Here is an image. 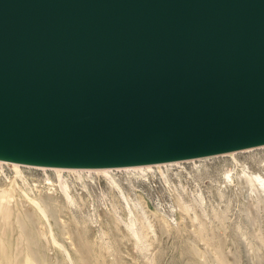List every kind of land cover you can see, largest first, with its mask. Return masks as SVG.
Here are the masks:
<instances>
[{
    "label": "water",
    "instance_id": "water-1",
    "mask_svg": "<svg viewBox=\"0 0 264 264\" xmlns=\"http://www.w3.org/2000/svg\"><path fill=\"white\" fill-rule=\"evenodd\" d=\"M264 145V0H0V160L102 169Z\"/></svg>",
    "mask_w": 264,
    "mask_h": 264
},
{
    "label": "rangeland",
    "instance_id": "rangeland-1",
    "mask_svg": "<svg viewBox=\"0 0 264 264\" xmlns=\"http://www.w3.org/2000/svg\"><path fill=\"white\" fill-rule=\"evenodd\" d=\"M227 153L108 175L0 163V264H264V145Z\"/></svg>",
    "mask_w": 264,
    "mask_h": 264
},
{
    "label": "bare ground",
    "instance_id": "bare-ground-1",
    "mask_svg": "<svg viewBox=\"0 0 264 264\" xmlns=\"http://www.w3.org/2000/svg\"><path fill=\"white\" fill-rule=\"evenodd\" d=\"M263 146V145H262ZM247 150H250V148H246L244 150H241V151H247ZM234 152V151H233ZM233 152H229V153H233ZM236 152V151H235ZM227 153V154H229ZM225 154V153H224ZM190 160H195V159H190ZM184 161H189V160H184ZM184 161H175V162H168V163H158V164H149V165H141V166H131V167H120V168H102V169H74V168H57V167H45V166H33V165H24V164H18V163H13V162H6V161H1L0 160V163H3V164H8V165H13V166H16L15 170H20L19 166H27V167H33V168H38V169H52V170H55L56 172V175L60 176L62 173V170H100L103 172V174L105 175H108V170H112V169H126V170H149L151 167H154V166H159V165H165V164H173V163H177V162H184ZM150 171V170H149ZM0 196H4L3 193L0 192ZM6 197L8 198H11V196L8 194ZM7 203L3 204L0 202V212H3L2 210H5V209H10L8 207V204L6 205ZM36 205H39L38 203H35ZM40 211H42V213H44V209L42 207H39ZM45 215V214H44ZM10 215L7 216V213L6 212H3L2 215H1V218H7L9 217ZM6 222V221H5ZM20 220L19 219H16V223L19 224ZM2 223V222H1ZM15 223V222H14ZM18 227L20 229H22V234L25 235L26 237V232H25V229L23 226L21 225H18ZM27 238V237H26ZM31 245V244H30ZM25 248V247H24ZM25 250V249H24ZM26 255V254H25ZM11 259V258H10ZM13 259V258H12ZM29 264L31 261H29V259H27ZM27 262V263H28ZM35 262V261H34ZM34 262L32 264H34ZM40 264V263H39ZM45 264V263H44Z\"/></svg>",
    "mask_w": 264,
    "mask_h": 264
}]
</instances>
